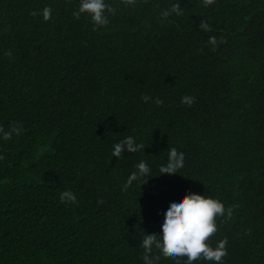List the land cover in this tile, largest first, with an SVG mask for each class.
Listing matches in <instances>:
<instances>
[{
  "label": "trees",
  "instance_id": "obj_1",
  "mask_svg": "<svg viewBox=\"0 0 264 264\" xmlns=\"http://www.w3.org/2000/svg\"><path fill=\"white\" fill-rule=\"evenodd\" d=\"M108 2L95 27L79 0H0V126H22L0 139V264H146L145 232L190 191L231 209L210 237L223 264H264V0ZM129 135L145 149L113 157ZM169 144L186 160L159 174ZM141 160L154 176L129 185Z\"/></svg>",
  "mask_w": 264,
  "mask_h": 264
},
{
  "label": "clouds",
  "instance_id": "obj_2",
  "mask_svg": "<svg viewBox=\"0 0 264 264\" xmlns=\"http://www.w3.org/2000/svg\"><path fill=\"white\" fill-rule=\"evenodd\" d=\"M115 11L108 0H79V6L74 15L79 18L81 14H85L90 17L95 27H102L110 23V14L114 15ZM181 12L182 9L177 3L173 4L170 9L164 10L161 15L167 18L172 13L179 15ZM51 15V7L42 9V16L45 20L50 19ZM203 25L208 27L206 20L203 21ZM209 39L215 42L217 36L211 34ZM143 99L147 102L152 98L145 94ZM181 99L191 103L195 100V95L186 92ZM155 103L162 104L163 101L157 98ZM21 132L22 126L17 124H13L8 129L0 126V139L8 140L13 134L20 135ZM145 146L129 135L113 145L112 156L121 158L126 151L136 153L141 149L144 150ZM167 149V160L160 165L159 174L178 172L177 169L185 163L186 153L183 148L169 144ZM135 167L136 170L128 177L129 185L136 182L141 186L154 176L151 174V166L147 161L141 160ZM60 200L65 203L78 202L75 192L71 189L61 192ZM226 211L228 215H231V209H226L222 200L200 192L190 191L182 198H172L162 220V234L154 231L145 232L142 238L143 259L146 264H155L154 256L150 255L154 245L166 255L186 257L185 264H193L197 259L223 264V258L227 255V240H220L213 246L210 237L218 230L216 218L225 215Z\"/></svg>",
  "mask_w": 264,
  "mask_h": 264
},
{
  "label": "bare ground",
  "instance_id": "obj_3",
  "mask_svg": "<svg viewBox=\"0 0 264 264\" xmlns=\"http://www.w3.org/2000/svg\"><path fill=\"white\" fill-rule=\"evenodd\" d=\"M168 109H169V107H168ZM175 111H176V110H175ZM180 112H181V111H180ZM167 113H168V112H167ZM176 113H177V112H176ZM175 115H176V114H175ZM154 117H155V116H154ZM157 120H158V119H157ZM164 120H165V119H164ZM167 121H168V120H167ZM164 122H165V121H164ZM159 125H160V124H159ZM195 140H196V139H195ZM217 144H218V143H217ZM202 145H203V144H202ZM214 145H215V144H214ZM221 145H222V144H221ZM228 145H229V144H228ZM228 145H227V146H228ZM231 145H232V144H231ZM212 146H213V145H212ZM216 147H217V146H216ZM232 147H233V146H232ZM34 148H35V147H34ZM203 148H204V147H203ZM203 148H202V149H203ZM208 148H209V147H208ZM214 148H215V147H214ZM224 148H225V147H224ZM230 148H231V147H230ZM196 150H197V149H196ZM206 150H207V149H206ZM218 150H219V149H218ZM218 150H217V151H218ZM224 150H225V149H224ZM224 150H223V151H224ZM213 151H214V150H213ZM230 151H231V150H230ZM215 152H216V151H215ZM224 154H225V153H224ZM132 155H133V154H132ZM220 155H221V154H220ZM257 156H258V155H257ZM205 157H206V156H205ZM203 158H204V156H203ZM212 158H214V157H212ZM191 159H192V158H191ZM206 159H207V158H206ZM257 159H258V158H257ZM260 159H261V158H260ZM185 160H186V159H185ZM207 160H208V159H207ZM195 161H196V160H195ZM204 161H205V160H204ZM249 163H250V162H249ZM213 164H214V163H213ZM251 164H252V162H251ZM210 165H211V164H210ZM125 175H126V174H125ZM128 175H129V174H128ZM262 177H263V176H262ZM150 181H151V179H150ZM148 182H149V181H148ZM255 182H256V181H255ZM113 183H114V182H113ZM262 184H263V182H262ZM113 185H114V184H113ZM137 185H138V184H137ZM149 185H150V184H149ZM114 186H115V185H114ZM128 186H129V185H128ZM39 187H40V186H39ZM112 187H113V186H112ZM129 189H130V188H129ZM139 191H140V190H139ZM256 191H258V190H256ZM123 193H124V192H123ZM129 194H130V193H129ZM88 195H89V194H88ZM137 195H138V194H137ZM260 195H261V194H260ZM135 197H136V196H135ZM140 198H141V197H140ZM146 198H147V197H146ZM56 199H57V198H56ZM122 199H123V198H122ZM137 199H138V198H137ZM141 199H142V198H141ZM118 200H119V199H118ZM96 201H97V200H96ZM122 201H123V200H122ZM124 201H125V200H124ZM124 201H123V202H124ZM126 201H128V200H126ZM135 201H136V200H135ZM141 201H142V200H141ZM84 204H85V203H84ZM129 204H130V203H129ZM129 204H128V205H129ZM124 205H125V203H124ZM126 205H127V204H126ZM126 205H125V206H126ZM78 206H79V205H78ZM87 206H88V205H87ZM96 206H97V205H96ZM122 206H123V205H122ZM135 206H136V205H135ZM45 207H46V206H45ZM45 207H44V208H45ZM107 207H108V206H107ZM132 207H133V206H132ZM34 209H35V208H34ZM75 209H76V208H75ZM50 210H51V209H50ZM87 210H88V209H87ZM110 210H111V209H110ZM123 210H124V208H123ZM85 211H86V210H85ZM88 211H89V210H88ZM83 212H84V211H83ZM91 212H92V211H91ZM124 212H125V211H124ZM76 213H77V212H76ZM89 213H90V212H89ZM39 215H40V214H39ZM56 215H57V214H56ZM79 215H80V214H79ZM123 215H124V214H123ZM94 220H96V219H94ZM220 220H221V219H220ZM53 222H54V221H53ZM73 222H74V221H73ZM76 222H77V220H76ZM91 224H92V223H91ZM46 227H47V226H46ZM55 227H56V226H55ZM70 228H71V227H70ZM74 228H75V227H74ZM56 231H57V230H56ZM73 231H75V230H73ZM14 238H15V237H14ZM103 241H104V240H103ZM38 243H39V242H38ZM11 249H12V248H11ZM36 253H37V252H36ZM27 264H28V263H27Z\"/></svg>",
  "mask_w": 264,
  "mask_h": 264
}]
</instances>
